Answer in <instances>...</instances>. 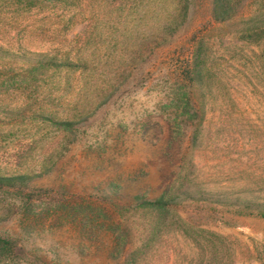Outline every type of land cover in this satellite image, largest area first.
I'll use <instances>...</instances> for the list:
<instances>
[{
  "label": "rangeland",
  "instance_id": "1",
  "mask_svg": "<svg viewBox=\"0 0 264 264\" xmlns=\"http://www.w3.org/2000/svg\"><path fill=\"white\" fill-rule=\"evenodd\" d=\"M117 2L0 0V174L49 191L0 188V264H264V0Z\"/></svg>",
  "mask_w": 264,
  "mask_h": 264
},
{
  "label": "trees",
  "instance_id": "2",
  "mask_svg": "<svg viewBox=\"0 0 264 264\" xmlns=\"http://www.w3.org/2000/svg\"><path fill=\"white\" fill-rule=\"evenodd\" d=\"M90 2L92 0H60V4L66 9L73 8L78 3L81 2ZM112 4V6L117 7L119 5L118 0H105ZM144 0H121L122 6L124 9L129 10L130 12H137L139 6H143ZM246 0H212V16L218 22H223L231 19L235 15L241 13L245 7ZM74 15H71L69 21L73 20ZM254 31L261 32L264 31V16L263 19L259 21L258 25L254 27ZM155 39V38H154ZM164 39V38H163ZM156 40V39H155ZM166 40V38L164 39ZM154 41V40H152ZM149 45V46H148ZM144 46L142 49L137 51L134 55V58L140 59L141 61L146 60V58L151 53L152 49L150 48V43ZM72 50L66 53H56V54H38L35 58L34 66L30 67L27 72H35L38 69H54L57 70L60 66H65L67 68L71 67H80L79 61L81 59L79 56L72 57ZM77 53V52H76ZM78 54V53H77ZM22 71V70H21ZM1 73V71H0ZM181 79L184 81L190 80L191 83L197 81V68L190 59L187 60L186 66L181 72ZM84 113L82 114V116ZM32 177L29 174H0V188H13L18 189L20 193L27 199H43L48 195V190L43 188H36L30 184ZM62 195V194H61ZM140 205L162 208L170 204V200H166L163 197L152 198V199H141ZM258 215L264 219V210H259ZM22 248L19 245L16 238L0 234V254L3 255H12L18 252H21Z\"/></svg>",
  "mask_w": 264,
  "mask_h": 264
}]
</instances>
